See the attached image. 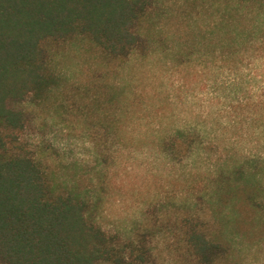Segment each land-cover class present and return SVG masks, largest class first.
<instances>
[{"label":"trees","instance_id":"obj_1","mask_svg":"<svg viewBox=\"0 0 264 264\" xmlns=\"http://www.w3.org/2000/svg\"><path fill=\"white\" fill-rule=\"evenodd\" d=\"M74 48L116 67L137 58L189 68L201 48L230 64L233 78L219 88L249 95L235 101L234 123H242L229 122L235 137L181 118L169 127L162 105L151 136L167 157L212 161L178 219L180 256L187 264H245L264 237V71L257 72L264 0H0V264H153L145 234L105 226L104 173L44 163L29 141L27 113L12 106L63 92L60 58ZM95 88L93 104L107 105L103 153L137 99L124 81L99 80Z\"/></svg>","mask_w":264,"mask_h":264},{"label":"rangeland","instance_id":"obj_2","mask_svg":"<svg viewBox=\"0 0 264 264\" xmlns=\"http://www.w3.org/2000/svg\"><path fill=\"white\" fill-rule=\"evenodd\" d=\"M167 62L157 65L150 59L133 58L129 65L116 67L90 49L74 48L60 58L67 79L63 92L42 102L32 97L13 101L12 106L27 113L29 141L44 163L69 174L104 173L109 187L103 220L106 227L145 234L153 247V264H187L174 241L176 226L185 213V200L212 161L165 156L151 136L161 119L157 109L165 107L169 127L178 126L180 118L197 121L210 131H225L226 140H230L238 133L232 127L238 116L235 101L249 95L219 88L234 75L219 53L213 55L201 48L189 68ZM257 68L263 73L264 56ZM105 79L127 83L137 103L130 118L112 130L100 153L97 144L106 129L100 118L107 105L93 103L98 95L95 83ZM155 95L161 100H154ZM236 125L241 128L242 123ZM247 142L243 140L242 145ZM190 205L203 207L194 202ZM259 240L245 257V264H264V237Z\"/></svg>","mask_w":264,"mask_h":264}]
</instances>
